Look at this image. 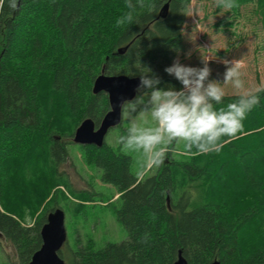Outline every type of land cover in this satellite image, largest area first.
I'll return each instance as SVG.
<instances>
[{
  "label": "trees",
  "instance_id": "1",
  "mask_svg": "<svg viewBox=\"0 0 264 264\" xmlns=\"http://www.w3.org/2000/svg\"><path fill=\"white\" fill-rule=\"evenodd\" d=\"M190 1L132 0V22L117 26L130 11L127 0H17L15 10L0 0V236L16 251L12 264H30L41 249L50 212L84 214L98 196L75 191L60 170L82 122L91 118L99 127L110 110L108 95L93 93L95 80L150 69L159 87L182 88L165 68ZM234 3L229 12L257 5L264 22V0ZM257 94L260 103L234 138H222L229 142L219 152L184 148L188 158L178 159L174 141L164 163L144 177L133 172L122 144L79 145L101 181L117 189L112 212L127 236L102 245L67 241L60 253L67 264H174L180 253L189 264H264V91ZM239 95L226 94L215 107ZM13 166L14 202L5 187Z\"/></svg>",
  "mask_w": 264,
  "mask_h": 264
},
{
  "label": "rangeland",
  "instance_id": "2",
  "mask_svg": "<svg viewBox=\"0 0 264 264\" xmlns=\"http://www.w3.org/2000/svg\"><path fill=\"white\" fill-rule=\"evenodd\" d=\"M187 14L188 18L182 31V40L173 53V62L179 58L184 65L203 67L204 59H208L209 67L212 70L210 79L223 82V75L226 71L223 61L225 59H243L245 68L242 69V79L245 82V88L242 91H257L264 83V22L260 11L257 10V5H245L239 13H232L228 9L217 7L216 0H202L200 2L191 0ZM41 79L43 95H46L48 92L46 79ZM225 90L227 94H240L231 85L226 86ZM145 91L148 90L145 89ZM145 91L142 90L141 93H137V96L143 95L146 100L147 93ZM132 119H136L140 126H148L152 123L150 116L137 119L135 113H123L121 126L109 131L105 143L118 150L121 146L119 137L122 134L126 135V130ZM146 120L148 121L147 125L145 124ZM174 145L176 147L172 151L174 157L178 159L188 158L184 152L185 141L175 142ZM68 147L69 159L60 167V170L65 171L68 175L75 191L93 190L98 194L95 201L83 205L84 214L80 213L72 216L66 213V227L70 247H73L76 240L86 242L88 239H93L100 245L107 242L123 241L127 236V232L117 222L111 204L119 197L117 189L101 181V174L94 165L88 163L86 152L82 147L77 144H70ZM121 148L123 153L132 158L133 172L139 177L151 173L150 169L145 170L144 168L142 150H126L123 145ZM16 167L13 166L10 169L9 179H5L7 189L17 186L13 173ZM24 180L26 183L29 181L26 178ZM13 189H9L12 202L15 201L17 195V191ZM0 242V264L17 263V254L14 247L2 236H0Z\"/></svg>",
  "mask_w": 264,
  "mask_h": 264
},
{
  "label": "clouds",
  "instance_id": "3",
  "mask_svg": "<svg viewBox=\"0 0 264 264\" xmlns=\"http://www.w3.org/2000/svg\"><path fill=\"white\" fill-rule=\"evenodd\" d=\"M139 3L143 6V0ZM216 5L225 9L236 6L234 0H216ZM9 6L15 10L17 0H9ZM126 7L130 11L117 19V26L133 20L136 5L127 0ZM223 63L226 71L221 82L210 79L212 70L208 59H204L203 67H192L177 58L165 68V72L181 83L179 90L159 87L161 78L150 74V69L140 76L137 92L147 89V99L138 95L132 102L122 101V111L137 114V119L150 116L152 123L140 126L136 119L130 120L126 135L119 137V143L126 150H142L145 170L162 165L174 141H185V148L189 151L195 147L197 154H208L219 152L229 142H221L223 137L234 138L242 130L247 114L260 103L257 93L264 91V83L257 92L242 91L245 88L242 79L244 60L225 59ZM228 85L240 92L237 101L229 103L226 108H216L215 105L223 102ZM145 124H148L147 120Z\"/></svg>",
  "mask_w": 264,
  "mask_h": 264
},
{
  "label": "water",
  "instance_id": "4",
  "mask_svg": "<svg viewBox=\"0 0 264 264\" xmlns=\"http://www.w3.org/2000/svg\"><path fill=\"white\" fill-rule=\"evenodd\" d=\"M168 4L164 11L167 12ZM164 16V14H163ZM140 77L107 76L102 73L93 86V93H106L108 95L110 110L104 116L99 127L94 120L88 118L77 128L74 143L78 145H94L98 148L104 146L110 130L121 126L123 122L122 101L132 102L137 97V85ZM42 247L37 251L30 264H67L60 253L68 241L66 227V212L57 208L49 213L48 221L41 231ZM174 264H189L180 253ZM213 264H220L216 260Z\"/></svg>",
  "mask_w": 264,
  "mask_h": 264
}]
</instances>
